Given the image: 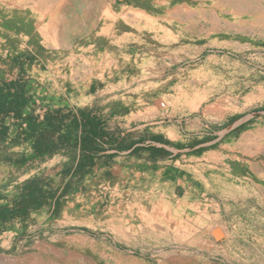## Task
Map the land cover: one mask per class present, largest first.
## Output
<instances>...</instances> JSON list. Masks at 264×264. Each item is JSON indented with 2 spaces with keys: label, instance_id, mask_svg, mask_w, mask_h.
Listing matches in <instances>:
<instances>
[{
  "label": "rangeland",
  "instance_id": "374dc122",
  "mask_svg": "<svg viewBox=\"0 0 264 264\" xmlns=\"http://www.w3.org/2000/svg\"><path fill=\"white\" fill-rule=\"evenodd\" d=\"M105 65L114 97L91 116L76 106L84 92L78 85ZM138 69L153 75H134ZM1 78L19 79L31 98L23 114L6 119L4 143L26 160L0 163V204L32 179L46 196L43 213L32 217V210L0 230L5 264H114L107 246L119 253L117 264H264V0H0ZM140 94L155 116L130 113ZM56 107L82 119L100 111L119 123L116 134L108 131L114 142L98 151L114 145L119 161L99 156L94 167L97 153L91 165L76 167L87 150L35 157L37 133L25 115ZM65 123L73 131L69 118ZM139 135L152 145L123 162ZM197 176L208 180L201 204ZM169 179L185 184L173 191ZM86 185L95 187L105 212L125 191L142 201L148 217L138 216L143 222L134 224L131 240L124 223L116 233L75 215ZM99 210L89 212L98 218ZM215 228L222 239L214 238ZM36 239L51 252L28 248Z\"/></svg>",
  "mask_w": 264,
  "mask_h": 264
},
{
  "label": "trees",
  "instance_id": "16d2710c",
  "mask_svg": "<svg viewBox=\"0 0 264 264\" xmlns=\"http://www.w3.org/2000/svg\"><path fill=\"white\" fill-rule=\"evenodd\" d=\"M30 98L24 83H21L19 79H0V163L18 166L26 160L22 154L10 152L4 142L8 136L6 119L23 114ZM25 118L28 120V126L37 133L32 143V152L35 157H48L60 150L73 152L87 150L89 152L87 159L81 161L78 158L76 167L84 162L91 165L93 156L102 148V142H114L109 137L110 133L103 130L100 122L94 117L86 116L82 119L63 107L46 110L41 116L28 113ZM66 118L70 119L73 131L70 124L65 123ZM37 119L41 120L44 126H40ZM68 126V130L60 131L61 128ZM122 148L118 146L119 150ZM45 202L46 196L38 180L27 181L8 203L0 204V230L14 220L26 219L32 210L41 208Z\"/></svg>",
  "mask_w": 264,
  "mask_h": 264
},
{
  "label": "crops",
  "instance_id": "0c3cea01",
  "mask_svg": "<svg viewBox=\"0 0 264 264\" xmlns=\"http://www.w3.org/2000/svg\"><path fill=\"white\" fill-rule=\"evenodd\" d=\"M100 67H102V66H99V70L102 72L101 75H91L89 77L90 79L88 80V82L86 84H82V85L79 84L78 85V90L80 89V86H82V89L84 90V92L79 94V96H80L78 98L79 102L76 103V106L82 107L86 111L91 112L90 113L91 116H93V114L96 113V110H98V107L107 104L114 97V95L112 94V91L114 89V87H113L114 84L112 82L113 75H110L111 73H105L106 71L111 72L110 66L105 65L101 69H100ZM159 74L163 75V72H160ZM159 74L156 73L155 75H159ZM126 75H130V74L125 72V74L122 75L121 79H122L123 84H124ZM131 75H133V74H131ZM134 75H153V72L151 70L143 71L142 69H138V71ZM80 77H82V79L84 78V80H85L86 75H84V76L80 75ZM122 83L119 80L117 84L121 85ZM94 86H95V93L94 94L92 92H86L87 90L93 88ZM99 86L102 88L98 89ZM135 86H139V85L136 84ZM142 96L143 95L140 94L138 99H136V100H138V102L134 100L136 102V104H131L132 108L130 110V113L132 115L134 114L135 115L134 118L137 117L138 119H140L142 117V114H144L142 118H144V117L149 118V117L155 116L156 115L155 109L147 110L146 107L142 106L143 103H146L145 101H143ZM99 97H100V102L96 101V98H99ZM115 98H116V96H115ZM123 98H125V97H123ZM127 98H128V100L129 99L133 100L131 96H127L126 99ZM99 112L97 113L99 116H96L95 120L98 122H101L103 124V126L101 127L103 130H105L106 132H108V131L114 132L115 129L120 127L119 123H117V124L111 123V117L108 114H106V113L103 114V113H99ZM114 134H116V133L114 132ZM122 139H123V136H121L119 138V140H122ZM116 142H118V140ZM132 142H133L132 146L128 150H125L123 152L124 157L126 156L125 157L126 159H123V162L126 160H127L126 161L127 163H129V161H134V160H136V157H134V156L141 154L140 151L137 152L138 154L132 153V151H135L139 148H142V146L152 145L150 143L148 135H146V136L139 135V136L135 137V139H133ZM113 146L114 145H111V144H109V145L104 144V146H103L104 150L99 152L97 157L94 158L95 159L94 167L97 165L96 161H97V159H99L98 158L99 156H100V158L101 157L105 158V156L108 157V156L112 155L113 160H116L117 162L119 161L117 158V155H119L121 152L116 153ZM109 159H111V158H109ZM121 166L122 167H120L118 169L120 170V173L123 174L122 175L123 177L121 178V183H123L125 178H126V174L128 172L127 170H129V169H128V164H125V165L122 164ZM137 174L140 175V173H137ZM195 179L197 180L199 186L200 187L202 186V188H203L202 190H200L198 188L193 189L195 196L197 195L196 200L199 202V204H201L203 201L208 202V197L205 196L207 194L206 186L208 185V180L203 176H197ZM190 180H192V179H190ZM148 181L149 180H147V177H144V179L139 184L141 187H146L148 185ZM169 183L173 184L172 185L173 191L175 190L176 185L185 184L184 181H182L180 179H178L175 183H174V180L169 179L168 184ZM153 185L156 187L159 185L163 186L162 184H158V183H155ZM132 186L138 187V184L133 183ZM85 187L87 188L86 191H83L82 193L80 191H78V193H77V198H78L77 200L80 201L79 202L80 206L77 208V212H75V215L79 216L80 219H82L83 221L86 220L89 223L93 222V223H98V224L102 225L101 229L103 228V226H105L104 230H112L113 232H116V233H118L120 231L119 225L124 223V224H126V226H125V238L131 240L133 238L132 233L134 231V224L139 223V222H143L142 220L137 219L138 216H141L142 218L148 217V213L146 211V206L142 205V201L134 200L133 198H131L129 196V192L125 191L124 192L125 195H123L124 198L121 196V199L116 201V202L114 200V197H112L109 200V202L107 204L108 210H107V212H105L103 210L104 206H106V205H103L104 201L103 200H101V201L96 200L98 198V196L96 197L97 192H96V190H94L95 187H93L92 190L89 189L90 187L88 185H86ZM118 187H120L122 189L124 186L122 184H118ZM114 189L117 190L116 187H114ZM121 189L119 191H121ZM90 192L93 193V196L95 197L94 200H90V197L88 195ZM109 192L112 193L113 196H115V194H116V192L114 190L109 191ZM98 206L100 207L99 212H101V213H100V216H98V218H96L93 213L89 212V210H92L93 208L97 209ZM120 208L123 209V212H121ZM45 210H46V207L42 206V208L35 210L31 214V216L33 217L35 213L41 214ZM106 213H108V214H106ZM52 224H53V222H52ZM1 237H2V235L0 233V238ZM24 240H26V239L24 238ZM39 242L40 241L36 239L34 245H32L28 248H31V247L36 245V247L39 248V250L41 251V253L43 255L51 252L50 246L48 247L46 243H41L40 245L37 246V244ZM20 246H23V245H20ZM107 248L110 252V255L113 256L112 259L114 261V264L119 263L120 262V255L116 251V249L109 247V246H107ZM25 249H27L26 246H25ZM28 253H26V254H28ZM6 256H7L6 253H4L3 251L2 252L0 251V264H5V262L7 260L5 258Z\"/></svg>",
  "mask_w": 264,
  "mask_h": 264
},
{
  "label": "water",
  "instance_id": "95a60500",
  "mask_svg": "<svg viewBox=\"0 0 264 264\" xmlns=\"http://www.w3.org/2000/svg\"><path fill=\"white\" fill-rule=\"evenodd\" d=\"M212 234H213L214 238L217 240L222 239V237H223V233L219 228L213 229Z\"/></svg>",
  "mask_w": 264,
  "mask_h": 264
}]
</instances>
